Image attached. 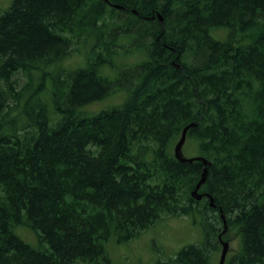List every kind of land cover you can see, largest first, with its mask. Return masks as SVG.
<instances>
[{
    "label": "trees",
    "instance_id": "obj_1",
    "mask_svg": "<svg viewBox=\"0 0 264 264\" xmlns=\"http://www.w3.org/2000/svg\"><path fill=\"white\" fill-rule=\"evenodd\" d=\"M108 2L0 13V264H110V238L196 213L203 243L152 264H211L221 215L241 247L224 264H264V0ZM73 53L85 65L64 64ZM119 89L122 103L85 110ZM190 123L206 164L174 155Z\"/></svg>",
    "mask_w": 264,
    "mask_h": 264
},
{
    "label": "rangeland",
    "instance_id": "obj_2",
    "mask_svg": "<svg viewBox=\"0 0 264 264\" xmlns=\"http://www.w3.org/2000/svg\"><path fill=\"white\" fill-rule=\"evenodd\" d=\"M12 0H0V13L10 6ZM211 34L217 39H224L227 36L226 29L212 30ZM237 41L236 43H244ZM120 42L127 46L124 40ZM77 53L70 55L64 64L77 67L85 65V60ZM139 53H132L128 56L113 58L115 63H120L124 67L133 66L142 59ZM105 67L104 71L109 73L110 77H117L119 70ZM127 96L125 89H119L102 101L93 102L85 106L87 111H96L101 108L117 105L122 103ZM182 152L185 157H194L197 152L194 144L185 140L182 146ZM16 234L33 247H38V237L36 232L28 226H18L15 229ZM224 235L228 242L225 259L227 260L232 254L238 252L240 247V239L235 230L227 229ZM222 239V240H223ZM205 240L204 229L201 224V217L198 213L194 216H178L170 218H162L156 221L152 226L142 230L137 236L128 240L117 242L113 237L105 243L106 253L110 259V264H152L159 260H166L173 256L183 246L193 243L202 244ZM221 252V244L213 253L212 263L217 264ZM75 264H86L79 261Z\"/></svg>",
    "mask_w": 264,
    "mask_h": 264
},
{
    "label": "water",
    "instance_id": "obj_3",
    "mask_svg": "<svg viewBox=\"0 0 264 264\" xmlns=\"http://www.w3.org/2000/svg\"><path fill=\"white\" fill-rule=\"evenodd\" d=\"M157 16H158L159 20H161L160 15L157 14ZM193 125H194L193 123H190V124H188L187 126H185L182 129L181 135H180L178 141L176 142V144L174 145V148H173L174 155H175L176 159H178L181 162H192L194 160H201V161H203L204 164H206L207 161L203 160L201 157H185L183 155L182 146H183V144L185 142V139H186V132H187L188 128L193 126ZM204 176H205V172L202 174L200 180L198 181V183L196 184L194 190L192 191V195L195 198H197V199H200L202 197L201 194H199L197 192V190H198L200 184L204 181ZM209 199H210V205L213 206L212 199L211 198H209ZM221 217H222V220H223V230L218 235V239H219V242L221 244V252H220L219 261H218L217 264H224L225 257H226V252H227V247H228V242L221 239V236L227 230V225L225 223V219H224L223 215H221Z\"/></svg>",
    "mask_w": 264,
    "mask_h": 264
},
{
    "label": "flooded vegetation",
    "instance_id": "obj_4",
    "mask_svg": "<svg viewBox=\"0 0 264 264\" xmlns=\"http://www.w3.org/2000/svg\"><path fill=\"white\" fill-rule=\"evenodd\" d=\"M104 1H106L107 3H109L108 0H104Z\"/></svg>",
    "mask_w": 264,
    "mask_h": 264
}]
</instances>
